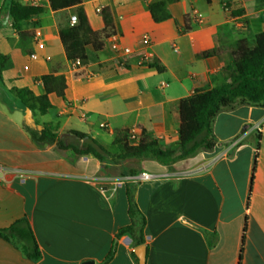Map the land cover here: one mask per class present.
<instances>
[{"label":"crops","instance_id":"crops-1","mask_svg":"<svg viewBox=\"0 0 264 264\" xmlns=\"http://www.w3.org/2000/svg\"><path fill=\"white\" fill-rule=\"evenodd\" d=\"M13 2L42 12L18 31ZM159 2L167 3L170 18L156 22L149 6ZM80 8L94 31L105 28L101 10L111 12L116 33L99 52L82 39L61 40ZM186 17L190 30L182 32ZM263 35L264 0H83L59 11L49 0H0V54L7 58L0 69V230L28 219L42 254L31 260L0 237V264H139L140 246L146 264H264V107L220 112L211 151L171 166L139 161L133 171L131 160L101 162L56 143L38 147L17 94L44 95L41 78L53 75L59 93L49 95L46 114L32 110L37 125L58 137L89 135L114 156L141 139L175 150L181 99L226 83L236 72L239 43L254 48ZM113 42L132 54L121 57ZM153 62L164 71L144 65ZM143 173L152 178L141 179ZM128 186L144 223L117 238L132 223ZM141 237L144 244L137 245Z\"/></svg>","mask_w":264,"mask_h":264},{"label":"trees","instance_id":"trees-1","mask_svg":"<svg viewBox=\"0 0 264 264\" xmlns=\"http://www.w3.org/2000/svg\"><path fill=\"white\" fill-rule=\"evenodd\" d=\"M54 11L64 10L81 6L83 0H49ZM166 2H159L149 6L150 12L156 22L170 18L166 11ZM227 7V5H225ZM42 12V8L36 6H26L18 2H13L10 6V16L12 25L18 31L22 29L23 22L32 16ZM244 13L243 10L232 13L238 16ZM105 22L102 31H94L87 23L80 8L76 14L78 22L69 28H63L60 32L61 40L66 43L77 39H82L84 44L91 47L95 52L104 49L105 41L116 33V27L108 8L101 10ZM189 18H185V25L182 32H188ZM236 72L226 83L208 91H196L191 96L180 101V126H179V148L172 150L164 148L158 142H148L141 139L135 146H129L123 154L114 156L102 147L89 135L81 132L71 131L66 136L58 137L47 127L41 131L28 127L32 139L38 147H45L56 143L59 150H73L79 156L92 155L101 162H120L129 159L138 161L155 160L162 165L171 166L178 161L191 158L203 151H211L217 145L213 125L220 112L232 109L236 106L253 105L264 107V35L254 48L248 47L246 42H240L235 53ZM7 58L0 54V69H2ZM145 66L156 67L159 72L164 71L157 62L145 63ZM45 94L34 97L27 89L17 91L20 99L24 101L26 108H39L42 114H46L52 107L49 95L59 93L56 78L53 75H45L41 78ZM67 136L72 137L78 143L69 142ZM260 146V135L257 142V153L253 166L252 180L254 177L258 151ZM129 215L132 223L119 230L117 238L124 234H133L136 231L137 221L143 220L138 206L133 198V187H127ZM246 228V226H245ZM143 226L141 228V233ZM0 237L6 241L14 243L24 252L25 256L31 260L39 261L42 257L39 245L28 219H21L12 224L9 228L0 230ZM144 244L141 237L137 245ZM115 247L110 251L107 260L112 259Z\"/></svg>","mask_w":264,"mask_h":264},{"label":"built area","instance_id":"built-area-1","mask_svg":"<svg viewBox=\"0 0 264 264\" xmlns=\"http://www.w3.org/2000/svg\"><path fill=\"white\" fill-rule=\"evenodd\" d=\"M199 19H200V17H199ZM77 22H78V18L75 15V16H73L71 18V26H74ZM40 36H41V34L39 32H37L36 33V36H35V39H36V41L38 43V48L43 49L44 48V44L39 41ZM150 43H151L150 37L148 35H145L143 37V44L144 45H149ZM111 46H112V49L114 51L118 52V54L121 57L132 54V49H130L128 47H121L119 45V43H117V42H113ZM175 50L178 51L177 47H175ZM31 57L33 59H35L37 56H36V54H32ZM74 65L81 66L82 65V62L80 60H76V61H74ZM26 69H28V68L26 67ZM101 127H106V125L102 124ZM132 139L133 140H136L135 133L132 134ZM150 178H152V175H150L148 173H143L142 176H141V179H144V180H147V179H150Z\"/></svg>","mask_w":264,"mask_h":264},{"label":"water","instance_id":"water-1","mask_svg":"<svg viewBox=\"0 0 264 264\" xmlns=\"http://www.w3.org/2000/svg\"><path fill=\"white\" fill-rule=\"evenodd\" d=\"M25 121L26 124L33 129H38L41 131L43 127L41 125H37L33 118L32 109L26 108L25 110ZM135 254L139 260V264H146V246H140L136 248Z\"/></svg>","mask_w":264,"mask_h":264},{"label":"rangeland","instance_id":"rangeland-1","mask_svg":"<svg viewBox=\"0 0 264 264\" xmlns=\"http://www.w3.org/2000/svg\"><path fill=\"white\" fill-rule=\"evenodd\" d=\"M69 142H71V141H69ZM75 143H78V141H76L75 140ZM177 147V146H176ZM176 147H174V149L177 151L178 150V148H176ZM129 160H131V161H129V163H127L128 165H129V168L131 169V170H137L138 169V167H139V165H140V162L138 161V160H135V159H129ZM126 161V160H125ZM125 161H120V162H117V163H121V162H125ZM254 166V165H253ZM241 170V169H240ZM242 173V172H241ZM241 175V174H240ZM239 175V176H240ZM243 175V174H242ZM242 175H241V177H239L238 176V182L239 183H241L242 182ZM221 183H222V185L225 187V185H227V183H226V181H221Z\"/></svg>","mask_w":264,"mask_h":264}]
</instances>
